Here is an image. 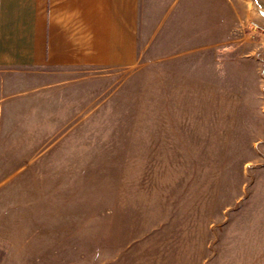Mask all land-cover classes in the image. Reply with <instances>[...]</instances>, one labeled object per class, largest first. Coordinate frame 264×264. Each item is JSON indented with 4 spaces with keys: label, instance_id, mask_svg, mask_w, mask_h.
<instances>
[{
    "label": "rangeland",
    "instance_id": "obj_1",
    "mask_svg": "<svg viewBox=\"0 0 264 264\" xmlns=\"http://www.w3.org/2000/svg\"><path fill=\"white\" fill-rule=\"evenodd\" d=\"M256 7L143 0L133 67L0 77V264H264Z\"/></svg>",
    "mask_w": 264,
    "mask_h": 264
},
{
    "label": "crops",
    "instance_id": "obj_2",
    "mask_svg": "<svg viewBox=\"0 0 264 264\" xmlns=\"http://www.w3.org/2000/svg\"><path fill=\"white\" fill-rule=\"evenodd\" d=\"M142 1L0 0V77L32 70L133 67Z\"/></svg>",
    "mask_w": 264,
    "mask_h": 264
},
{
    "label": "water",
    "instance_id": "obj_3",
    "mask_svg": "<svg viewBox=\"0 0 264 264\" xmlns=\"http://www.w3.org/2000/svg\"><path fill=\"white\" fill-rule=\"evenodd\" d=\"M256 9L262 16H264V9L263 8L256 7Z\"/></svg>",
    "mask_w": 264,
    "mask_h": 264
}]
</instances>
